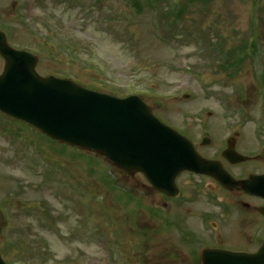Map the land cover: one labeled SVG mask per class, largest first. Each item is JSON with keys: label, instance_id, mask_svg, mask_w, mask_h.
<instances>
[{"label": "rangeland", "instance_id": "rangeland-1", "mask_svg": "<svg viewBox=\"0 0 264 264\" xmlns=\"http://www.w3.org/2000/svg\"><path fill=\"white\" fill-rule=\"evenodd\" d=\"M254 4L255 0H208L207 3L198 1L197 3L191 5L190 11L185 12V23L183 24V27L198 31V38H202L205 42L207 39L210 43V50L216 49L221 44L230 47V44L234 42L235 37L238 34L243 35L247 33L250 25L249 18L251 17V11ZM204 7H206L207 9L205 10ZM55 11L60 12L57 9ZM138 19V24H130V17H128L126 21L116 18L112 22V30L117 34L116 37L118 38H102L100 35H94V37H96V41L100 40V43L97 45V49L104 56H109L108 59L110 60L112 70L116 76H119L124 80L129 79L130 70L132 68L131 66L132 64H134V59H132V57L130 56V50L132 49L140 52V56L138 58L143 59L145 65H151L155 61V57L153 55L166 56L167 61L170 62L173 66L185 65L187 63H195L199 61L194 52L192 54H189V49L191 48V39L187 36V34L180 42L181 47L177 44L172 47H162L160 43L150 35L149 19L147 17L144 19ZM26 21L28 22V20ZM30 21L33 20L30 19ZM262 25H264V13L262 16ZM20 31L24 35L35 38V36L32 34V31L30 30V24L28 23L26 25L22 24ZM220 32H222L220 36L225 39H221L219 37ZM134 36L137 38L136 43H132L131 41ZM136 46L138 48H136ZM140 49L146 52L147 56H145ZM47 64L52 65L53 67L65 66L52 64L49 61L47 62ZM165 69H170V67H165ZM71 70L79 72L83 78H89L86 76L89 69L84 70L81 68V66H79L78 69H74L72 65ZM212 73H214L216 88H228V76L224 72L218 73L214 69H212ZM169 79L171 81L175 80L176 87L178 88L186 85L195 87L197 92L202 96L201 98L204 99V93L201 92L198 87L193 85L190 80L185 78L182 72L171 75ZM243 79L246 82H249V80L252 79L249 61L246 62V66L244 67ZM178 106L179 105L177 104V102H169L170 109H176L178 108ZM211 106L216 107L215 104H212ZM247 108L252 111L255 109V106H251L250 104H248ZM0 124H4L7 127L19 125L18 122L6 119L2 116H0ZM250 129L252 130L251 127L244 130ZM1 133L2 131H0V135ZM18 174L22 175L21 172H19ZM53 206L59 211H61L65 207L60 206L58 200ZM70 210L71 209L68 208V215L70 216L69 219H67V217L62 218L61 216H56L58 218V226L70 224L71 227H73L79 224V218H76L75 220L74 215ZM50 222L51 220L49 218L47 223ZM157 253L159 254V252L156 251L154 255H158ZM83 264L97 263L93 258L92 260H85Z\"/></svg>", "mask_w": 264, "mask_h": 264}]
</instances>
